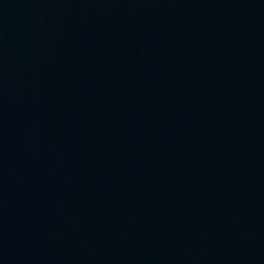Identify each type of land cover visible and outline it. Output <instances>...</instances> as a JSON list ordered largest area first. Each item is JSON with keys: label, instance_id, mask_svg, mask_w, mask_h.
<instances>
[{"label": "water", "instance_id": "water-1", "mask_svg": "<svg viewBox=\"0 0 264 264\" xmlns=\"http://www.w3.org/2000/svg\"><path fill=\"white\" fill-rule=\"evenodd\" d=\"M0 264H264V0H0Z\"/></svg>", "mask_w": 264, "mask_h": 264}]
</instances>
